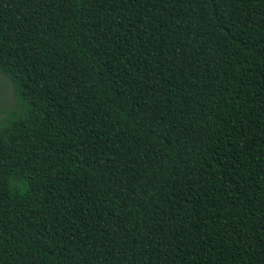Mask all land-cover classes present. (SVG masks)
Segmentation results:
<instances>
[{"label": "trees", "instance_id": "trees-1", "mask_svg": "<svg viewBox=\"0 0 264 264\" xmlns=\"http://www.w3.org/2000/svg\"><path fill=\"white\" fill-rule=\"evenodd\" d=\"M0 264H264V0H0Z\"/></svg>", "mask_w": 264, "mask_h": 264}, {"label": "rangeland", "instance_id": "rangeland-1", "mask_svg": "<svg viewBox=\"0 0 264 264\" xmlns=\"http://www.w3.org/2000/svg\"><path fill=\"white\" fill-rule=\"evenodd\" d=\"M16 109L17 105L13 96L12 85L6 77L0 75V123L3 122L10 111Z\"/></svg>", "mask_w": 264, "mask_h": 264}]
</instances>
